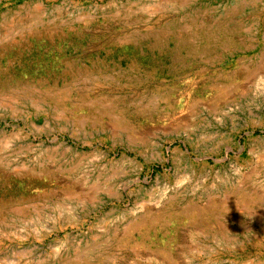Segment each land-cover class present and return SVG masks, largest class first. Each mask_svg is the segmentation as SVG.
Segmentation results:
<instances>
[{
  "label": "rangeland",
  "instance_id": "rangeland-1",
  "mask_svg": "<svg viewBox=\"0 0 264 264\" xmlns=\"http://www.w3.org/2000/svg\"><path fill=\"white\" fill-rule=\"evenodd\" d=\"M0 264H264V0H0Z\"/></svg>",
  "mask_w": 264,
  "mask_h": 264
}]
</instances>
